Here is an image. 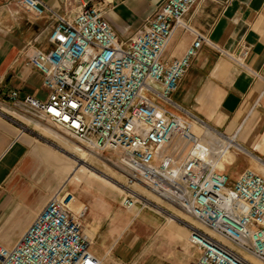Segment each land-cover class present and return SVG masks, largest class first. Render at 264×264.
Returning <instances> with one entry per match:
<instances>
[{"label": "built area", "instance_id": "1", "mask_svg": "<svg viewBox=\"0 0 264 264\" xmlns=\"http://www.w3.org/2000/svg\"><path fill=\"white\" fill-rule=\"evenodd\" d=\"M14 1L55 21L52 46L28 54L47 95L11 90L0 112L14 117L7 107L50 124L95 153L117 152L128 181L124 207L143 202L133 188L139 182L201 225L180 219L200 250L194 264H264V173L246 168L232 180L226 172L227 152H248L240 127L218 129L173 95L203 43L241 68H248L249 48L227 51L193 28L185 16L198 0H164L128 43L91 0H78L73 15L44 0ZM177 28L194 38L168 59ZM88 208L58 188L11 246L0 241V264H100L84 224Z\"/></svg>", "mask_w": 264, "mask_h": 264}, {"label": "crops", "instance_id": "2", "mask_svg": "<svg viewBox=\"0 0 264 264\" xmlns=\"http://www.w3.org/2000/svg\"><path fill=\"white\" fill-rule=\"evenodd\" d=\"M44 1L69 15L79 9L78 0ZM163 1L91 0L105 8V17L126 43ZM185 18L227 51L248 47V68L203 43L174 97L218 129L232 132L240 127L238 138L248 152L225 156L231 160L226 172L232 180L246 168L264 173V0H198ZM54 24L14 0H0V103H7L11 90L20 97H46L42 73L28 63V54L52 46ZM193 38L192 32L177 28L165 57L182 55ZM19 115L25 120L0 112L1 242L11 246L51 194L64 186L78 207H89L84 224L100 264L195 263L200 250L190 243L189 227L178 216L171 219L174 213H169L164 220L142 208L124 207L112 197L111 183L104 177L76 171L75 140L50 124ZM50 128L59 136L43 132Z\"/></svg>", "mask_w": 264, "mask_h": 264}, {"label": "rangeland", "instance_id": "3", "mask_svg": "<svg viewBox=\"0 0 264 264\" xmlns=\"http://www.w3.org/2000/svg\"><path fill=\"white\" fill-rule=\"evenodd\" d=\"M20 118L25 120L24 117H20ZM43 131L45 133V130ZM47 135H49V132ZM50 136H53V135H50ZM75 143L78 144L76 147H74V150L76 152L78 167L80 164L83 163V160L81 159L82 156H80V151L90 153L91 154L90 158H88L89 161L86 162L85 165L90 170L94 171V173L92 174L100 175L104 177L106 180L109 178L113 180L114 182L113 184L111 183L112 185L108 183L111 187L112 197L118 198V200L121 201L122 198L124 197V192L126 191L124 187L121 186V183H126L128 181H127V176H125L124 172L121 171V167L117 163L118 153L111 151V150H106L100 153H95L85 148L78 142L75 141ZM87 173L91 174L89 170H87ZM91 177L97 178L99 180H103L102 178L97 177V176H91ZM134 186L135 188H137V190L140 193H142V195L144 196L142 197L144 199L142 200L143 202L137 201L133 208H142V210L159 215L164 220H167V215L169 213H174L173 216L170 217L171 219H174L176 218V216H178L181 220L185 222L194 224L196 226H201L193 216L185 212L182 213L178 209L179 207L177 205L169 202L165 198H161L152 189L147 188L145 186L138 185V184H134ZM143 203H145V205H143ZM78 206L79 205L77 203V207Z\"/></svg>", "mask_w": 264, "mask_h": 264}, {"label": "bare ground", "instance_id": "4", "mask_svg": "<svg viewBox=\"0 0 264 264\" xmlns=\"http://www.w3.org/2000/svg\"><path fill=\"white\" fill-rule=\"evenodd\" d=\"M5 110H6V112H8L9 114H13L14 116H17L18 118L21 117V115H19L18 113L13 112L12 110L8 109L7 107H5ZM50 130H51V131L45 130V133L48 134V132H49V135L59 136V133H58V132H56L55 130H53V129H51V128H50ZM43 132H44V131H43ZM61 138H62V137H61ZM228 153H229V152H227L226 155H227ZM90 155H91V154L88 153V152L80 151V156H82L81 159L83 160V163L79 165V167L77 168L76 171L87 172V170H89L91 174L94 173V171L90 170V169L85 165L86 162L89 161L88 158H90ZM226 155H225V156H226ZM73 167H74V166H73ZM121 171L124 172L122 169H121ZM67 173H68V172H67ZM124 174H125V176H126V173H125V172H124ZM107 181L110 182V183H112V184H113V182H114V181L111 180L110 178L107 179ZM134 184H138V185H141V186H145V187H147L146 185L141 184V183H139V182H136V183H134ZM134 184H133V186H134ZM121 186L124 187V183H121ZM133 188H134V190L139 194V195H136V197L142 199V198L144 197V196L142 195V193H140V192L137 190V188H135V186H134ZM147 188H148V187H147ZM124 189H125V188H124ZM125 190H126V189H125ZM141 196H143V197H141ZM146 199H147V198H146ZM178 209H179L182 213L184 212V211H182L180 208H178ZM175 216H176V215H175ZM256 262H257V261H256Z\"/></svg>", "mask_w": 264, "mask_h": 264}]
</instances>
